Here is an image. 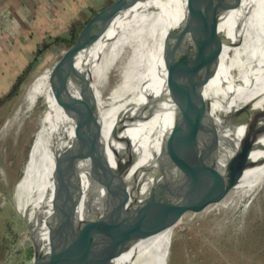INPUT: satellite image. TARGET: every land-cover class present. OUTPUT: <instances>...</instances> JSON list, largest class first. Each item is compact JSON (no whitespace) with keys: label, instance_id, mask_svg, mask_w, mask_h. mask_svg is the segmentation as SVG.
<instances>
[{"label":"bare ground","instance_id":"1","mask_svg":"<svg viewBox=\"0 0 264 264\" xmlns=\"http://www.w3.org/2000/svg\"><path fill=\"white\" fill-rule=\"evenodd\" d=\"M234 3L205 0V25L226 41L217 72L204 90L207 105L183 146V154L194 158L214 145L240 143L245 138L255 140L261 148L244 153L236 146L218 152L223 161L201 172L182 219L171 229L134 242L115 257L113 264H168L176 230L186 220L193 222L202 216L196 224L206 228L208 237H218L234 226V216L244 201L262 197L264 0H241L236 8ZM185 10L186 0H133L109 29L72 62L73 92L83 107L80 136L92 138L99 147L96 173L89 159L75 160L84 147L74 131V121L51 95L50 75L57 63L39 74L27 89L20 113L34 111L39 103L44 110L15 197L33 231L35 247L44 257L56 246L57 229L68 200L54 178L60 150L65 151L68 166L83 181L84 191L98 195L96 217H106L113 202L126 198L125 206L107 230L125 220L135 223L149 215L156 217L174 200L176 188L171 187L146 209L139 210L159 181L164 183L166 177L180 174L174 168L160 172V156L174 136L179 115L172 96L190 94L194 83L209 72L215 61L210 47L183 26ZM128 52L124 79L112 94L102 97L107 78ZM177 63L186 66L184 79L169 85ZM244 108L247 116L242 113ZM233 182L238 185L223 201L198 212L220 187ZM132 212L135 214L130 216ZM94 262V258L83 255L72 264Z\"/></svg>","mask_w":264,"mask_h":264},{"label":"water","instance_id":"2","mask_svg":"<svg viewBox=\"0 0 264 264\" xmlns=\"http://www.w3.org/2000/svg\"><path fill=\"white\" fill-rule=\"evenodd\" d=\"M132 1L113 0L96 12L81 27L50 75L51 95L74 121V131L84 147V150L76 154L75 160L89 159L93 173L98 170L95 159L99 147L92 138H82L80 136L84 126L83 107L81 101L73 92L70 67L75 58L109 29L122 9ZM240 3L241 0H235L234 8L238 7ZM204 6L205 0H186L183 26L210 47L215 61L209 72L194 83L190 94L172 96V100L179 110V115L174 136L160 156L161 173L167 168H174L180 174L171 175V178L166 177L164 183H159V181L156 189L152 191L147 198L148 200L139 210L146 209L152 201L161 197L167 190L172 189L171 187L176 188L174 200L156 217L149 215L143 221L135 223L125 220L114 229L107 230L108 224L117 217L120 210L125 206L126 198L113 202L106 217H96L98 195L90 190L84 191L83 181L68 166L65 151L60 150L55 159L54 178L56 184L67 193V205L59 222L58 238L54 250L44 257L35 247L33 264H72L74 260L83 255L94 258L95 264H113L115 257L134 242L171 229L182 219L191 192L197 186L201 172L214 167L217 162L223 161L224 158L221 160L218 158V152L225 148L231 151L237 146L241 152L250 153L257 147L255 140L245 138L240 143L225 141L220 145H214L201 151L194 158H186L183 154V146L200 122L207 105L204 90L217 72L226 41L222 35L210 30L205 25L202 12ZM235 39L234 36L233 42H235ZM175 66L176 69L174 70L177 71L169 77V85H177L184 79L186 66L183 63H177ZM203 124L206 127V123L203 122ZM189 150H187V154ZM211 160L212 163L206 164ZM101 183H103V178ZM237 185L238 182H233L220 187L198 212L209 205L223 201ZM85 195L86 202H83ZM134 214L132 212L130 216Z\"/></svg>","mask_w":264,"mask_h":264},{"label":"rangeland","instance_id":"3","mask_svg":"<svg viewBox=\"0 0 264 264\" xmlns=\"http://www.w3.org/2000/svg\"><path fill=\"white\" fill-rule=\"evenodd\" d=\"M9 12L13 14V11H8V16ZM87 21L86 18L77 22H81L82 27ZM72 23L59 21L55 35H40L38 42L44 45L49 37L70 38ZM6 43L12 44L8 38ZM69 46L65 43L50 46L40 56L19 95L0 107V264H33V231L16 200L15 188L22 177L35 132L40 128L44 108L41 103L32 112L24 110L20 113V108L32 81L48 67L58 63ZM129 53L124 55V61L115 73L107 78L105 89H101L102 97L112 94L120 80L124 79L125 61ZM237 59L240 57L237 56ZM242 113L247 116V108ZM249 201H244L234 216V226L218 237H208L206 228L196 224L202 216L193 222L186 220L176 230L168 264H264V191L260 199ZM191 214L192 211L188 216Z\"/></svg>","mask_w":264,"mask_h":264},{"label":"crops","instance_id":"4","mask_svg":"<svg viewBox=\"0 0 264 264\" xmlns=\"http://www.w3.org/2000/svg\"><path fill=\"white\" fill-rule=\"evenodd\" d=\"M112 1L0 0V96L10 91L17 77L31 63L38 36H54L59 21L89 20ZM8 11L13 14L9 12L8 16ZM7 38L12 44L6 43Z\"/></svg>","mask_w":264,"mask_h":264},{"label":"trees","instance_id":"5","mask_svg":"<svg viewBox=\"0 0 264 264\" xmlns=\"http://www.w3.org/2000/svg\"><path fill=\"white\" fill-rule=\"evenodd\" d=\"M81 22H73L70 30V38L58 36L56 38H47V41L43 43H39L37 45V50L33 54V59L31 63L22 71V73L17 77L14 84L12 85L10 91L0 99V107L5 105L7 102L11 101L12 99L16 98L19 95L23 85L26 83L28 77L30 76L31 72L35 64L39 61L40 56L52 45L57 43H65L67 46L70 45L72 38L77 34L80 30Z\"/></svg>","mask_w":264,"mask_h":264}]
</instances>
